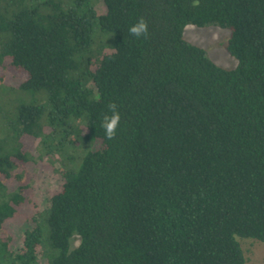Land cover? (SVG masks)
<instances>
[{"label":"trees","instance_id":"1","mask_svg":"<svg viewBox=\"0 0 264 264\" xmlns=\"http://www.w3.org/2000/svg\"><path fill=\"white\" fill-rule=\"evenodd\" d=\"M188 25L227 30L237 66L187 43ZM0 38L19 80L0 76L12 264H36L42 225L58 253L38 264H245L238 239L264 242V0H0Z\"/></svg>","mask_w":264,"mask_h":264},{"label":"rangeland","instance_id":"2","mask_svg":"<svg viewBox=\"0 0 264 264\" xmlns=\"http://www.w3.org/2000/svg\"><path fill=\"white\" fill-rule=\"evenodd\" d=\"M229 36V32L227 30L221 29L216 26H207L204 28H197L192 25L186 26L184 29V40L192 45L203 48L208 58L213 61L216 65L225 68V69H233L237 66V61L232 58L226 52L224 46L226 44L227 38ZM1 41V38H0ZM0 76L4 77V85L10 87H17L19 84V80L14 77V75L6 70L0 69ZM1 96V95H0ZM8 102L7 106L11 104L16 98L15 96L6 95ZM16 101V100H15ZM0 102H2V98L0 97ZM1 104V103H0ZM12 105V104H11ZM10 106V105H9ZM7 110H10L8 107ZM1 133V132H0ZM1 137V135H0ZM33 172L35 174L38 173V169H34ZM40 175V174H39ZM43 176V175H41ZM45 184L42 189L54 187L57 185L58 176L55 173H46L44 177ZM44 208V202L41 204V209ZM26 225L23 226H15L10 225L9 230L13 236L12 241V249L14 251H18L19 241L22 238L23 232L25 231ZM42 256L37 257V262H41V259H51L57 255V251L51 249L49 243L47 241V231L45 227L42 225ZM238 242L241 246L245 264H264V242H259L251 239H238ZM78 239L75 237L72 240V248L77 247ZM10 250V251H11ZM0 264H12L11 258H9L4 252H0Z\"/></svg>","mask_w":264,"mask_h":264},{"label":"clouds","instance_id":"3","mask_svg":"<svg viewBox=\"0 0 264 264\" xmlns=\"http://www.w3.org/2000/svg\"><path fill=\"white\" fill-rule=\"evenodd\" d=\"M129 32L136 36L140 37L141 35L147 34V24L141 19L136 24L132 25L129 28ZM112 112L110 115H106L101 123L104 134L106 138L111 139L114 137L117 127L120 122V115L118 111L115 110V105L111 106Z\"/></svg>","mask_w":264,"mask_h":264}]
</instances>
